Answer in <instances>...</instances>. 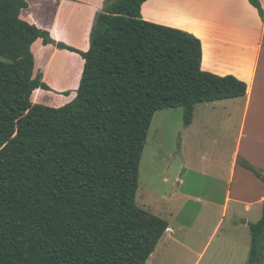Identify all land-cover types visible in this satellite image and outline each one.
Masks as SVG:
<instances>
[{
	"label": "trees",
	"instance_id": "1",
	"mask_svg": "<svg viewBox=\"0 0 264 264\" xmlns=\"http://www.w3.org/2000/svg\"><path fill=\"white\" fill-rule=\"evenodd\" d=\"M146 0H105L75 97L33 105L32 44L48 34L19 19L24 0H0V264H145L166 221L137 207L139 165L153 115L245 95L232 76L203 72L200 41L145 22ZM264 24L258 0H247ZM238 165L264 181L247 163ZM247 264H263L261 218L248 224Z\"/></svg>",
	"mask_w": 264,
	"mask_h": 264
},
{
	"label": "crops",
	"instance_id": "2",
	"mask_svg": "<svg viewBox=\"0 0 264 264\" xmlns=\"http://www.w3.org/2000/svg\"><path fill=\"white\" fill-rule=\"evenodd\" d=\"M24 1L27 7L20 11L19 19L45 31L52 42L43 45L41 40H37L31 46L33 78L39 76L40 82L51 92L36 89L33 93H40L39 101L33 102L31 98L30 101L33 105L58 108L75 97L84 64L78 54L59 46L87 52L91 28L105 0ZM258 1L264 11V0ZM140 16L145 22L197 38L201 44L200 68L203 72L218 77L232 76L246 85L243 97L211 103L210 112H219L215 116L220 117L224 126L219 136L223 140L232 138L234 143L222 169L223 177L220 174L225 193L220 219L209 240L217 235L223 218L236 216L237 223L230 228L234 234L223 233L220 241V252L223 250L221 264H247L250 248L248 224L261 218L264 181L239 166L238 161L247 163L264 175L263 21L247 0H146L140 7ZM197 106L194 107L191 124L185 130L193 128ZM209 117L204 114L207 124L208 120L211 122ZM233 124L232 134L229 135L227 127ZM225 151L221 149V157ZM181 182L179 177L177 185ZM190 231V227L177 224L174 231L167 222V229L156 246L157 251L175 248L193 253L185 240ZM209 245L210 241L195 264H199ZM262 250L264 264V240ZM214 254L207 264L216 263H213ZM175 259L176 263L182 260L176 256Z\"/></svg>",
	"mask_w": 264,
	"mask_h": 264
},
{
	"label": "rangeland",
	"instance_id": "3",
	"mask_svg": "<svg viewBox=\"0 0 264 264\" xmlns=\"http://www.w3.org/2000/svg\"><path fill=\"white\" fill-rule=\"evenodd\" d=\"M48 92L51 91L48 89ZM39 94L33 93V102L39 101ZM211 106V103H203L196 107L195 123L190 130L182 126L181 108L166 109L153 115L139 165L135 203L149 215L168 222L174 231L175 224L190 227L185 240L193 253L175 248L157 251L156 248L145 264H195L209 241L199 264H207L214 252L213 263L221 264L223 233L234 234L230 228L237 223V218L231 219L227 215L222 219L217 235L209 240L220 219L225 193L222 169L234 143L232 138L223 140L219 136L223 123L218 115L215 116L219 112H210ZM204 114L211 118L208 124ZM231 127L234 124L227 127L229 135L232 134ZM220 148L226 149L223 157ZM179 177L182 182L178 186ZM175 256L182 260L176 263Z\"/></svg>",
	"mask_w": 264,
	"mask_h": 264
}]
</instances>
